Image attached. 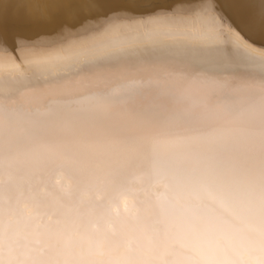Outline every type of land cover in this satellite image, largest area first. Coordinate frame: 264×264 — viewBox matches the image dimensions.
<instances>
[{"label": "bare ground", "instance_id": "1", "mask_svg": "<svg viewBox=\"0 0 264 264\" xmlns=\"http://www.w3.org/2000/svg\"><path fill=\"white\" fill-rule=\"evenodd\" d=\"M170 3L0 0V32L73 25L45 53L67 58L0 69V264H187L144 235L147 215L114 234L90 230L92 190L136 178L146 209L162 183L180 195V213L208 220L203 264H231L227 250L241 242L258 249L264 72L227 40L148 32ZM218 15L243 21L264 47V0H221Z\"/></svg>", "mask_w": 264, "mask_h": 264}, {"label": "clouds", "instance_id": "2", "mask_svg": "<svg viewBox=\"0 0 264 264\" xmlns=\"http://www.w3.org/2000/svg\"><path fill=\"white\" fill-rule=\"evenodd\" d=\"M150 192L152 202L146 209L142 199L147 198L148 192L142 178L112 181L93 189L89 195L90 230L114 234L121 224L140 222L147 215L148 220L141 224V229L148 239L163 237L187 264H203L199 243L211 231L208 220L199 217L189 219L180 213V195L162 183L154 184ZM213 212L215 218L223 219L222 210ZM48 219L51 221L52 218ZM246 239L251 241L253 236L248 234ZM227 251L231 264H264V235L260 238L258 249L249 248L241 242ZM218 264H223V258L218 260Z\"/></svg>", "mask_w": 264, "mask_h": 264}, {"label": "snow or ice", "instance_id": "3", "mask_svg": "<svg viewBox=\"0 0 264 264\" xmlns=\"http://www.w3.org/2000/svg\"><path fill=\"white\" fill-rule=\"evenodd\" d=\"M221 0H171L167 7L157 9L158 14L149 17L148 32L176 31L189 37L223 42L227 40L239 50H243L264 72V47H255L256 35L246 30L244 23L227 25L218 15ZM84 21H81V26ZM73 25L66 19L59 21L55 32H49L43 25H37L34 34L27 35L23 29L11 33L0 32V69L20 71L32 64L46 63L53 59L67 58L47 56L46 50L54 38L62 36ZM258 39L264 42V31ZM10 46V47H9ZM85 52H69L67 56L82 55Z\"/></svg>", "mask_w": 264, "mask_h": 264}]
</instances>
